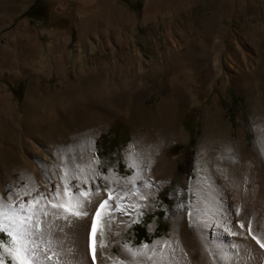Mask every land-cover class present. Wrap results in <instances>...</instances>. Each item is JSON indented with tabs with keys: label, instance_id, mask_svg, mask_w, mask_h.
I'll return each instance as SVG.
<instances>
[{
	"label": "rangeland",
	"instance_id": "1",
	"mask_svg": "<svg viewBox=\"0 0 264 264\" xmlns=\"http://www.w3.org/2000/svg\"><path fill=\"white\" fill-rule=\"evenodd\" d=\"M164 152L171 184L120 240L102 221L111 260L193 228L202 168L218 182L264 166V0H0V194L43 191L25 157L51 186L65 165L71 182L118 174L114 188Z\"/></svg>",
	"mask_w": 264,
	"mask_h": 264
},
{
	"label": "bare ground",
	"instance_id": "2",
	"mask_svg": "<svg viewBox=\"0 0 264 264\" xmlns=\"http://www.w3.org/2000/svg\"><path fill=\"white\" fill-rule=\"evenodd\" d=\"M31 52L32 50H28V54ZM90 141V134H86L77 141L76 145L85 149ZM91 161L94 164L98 162L97 152H91ZM25 163L33 172L42 175L41 184L44 192L39 190V193L51 194L56 185L62 184V172L68 175L63 169L65 165H62L58 170L60 180L51 186L40 165L26 157ZM229 167L236 168L233 162L229 163ZM151 169L152 173L147 180L131 181L128 185L117 182L115 187L111 188V180L119 178L118 174L111 172L110 180H106L99 174L96 180L83 186L85 189L90 187L95 192L97 184H100V196H94L92 204L87 206L89 217L76 220L71 225L59 220L54 222L53 232L62 238L60 243H63L65 247L75 245L74 252L67 258L71 259L79 252L78 264H120V261L124 264H134L133 258L124 246L120 255L113 260L108 259L111 248L104 250L108 251L107 255L98 248L97 259L91 261L90 249L87 253L85 252L86 246H90L91 243V233L87 225L89 218L93 222L96 221L93 212L98 210V204L107 198L106 189L110 190L113 199L109 200V204L116 210L110 211L107 216H102L99 223L102 228V221L106 223L110 219V226L106 224L110 239L120 240L122 232L131 226L138 213L147 206H151V198L157 196L164 186L171 184L176 167L164 152L156 154V160ZM70 183H76V181H70ZM145 183L150 187H145ZM225 190L228 192L227 195L223 194ZM123 192H130V194L123 196L120 200L115 199ZM15 195L16 193L7 195L3 192L0 197L8 198L5 201L8 203ZM31 198L32 196H29L27 200ZM117 205L120 207L117 208ZM192 216L194 225L191 230L185 219L180 224L181 230L177 235L173 233L170 240L156 241L149 246L155 251V255L149 252L151 260L137 257L135 264H264V250L259 248L248 232L250 225L252 234L264 237V166L249 157L240 168H236L232 177H229L226 169L218 182H213L207 168H202L195 187ZM182 218V216L179 217V219ZM241 222L244 223V228L238 233ZM99 240L98 233L97 241ZM221 257L224 258L223 261ZM0 258H3L2 254ZM5 264H10V261L5 260ZM74 264H77L75 260Z\"/></svg>",
	"mask_w": 264,
	"mask_h": 264
},
{
	"label": "snow or ice",
	"instance_id": "3",
	"mask_svg": "<svg viewBox=\"0 0 264 264\" xmlns=\"http://www.w3.org/2000/svg\"><path fill=\"white\" fill-rule=\"evenodd\" d=\"M71 179H75L76 183H70L69 176L62 172V184L56 185L51 194L39 193L38 190L36 195H32L30 191L18 192L8 203H5L8 198L0 197V254L3 255L0 264H5V260H9L10 264H74L75 260L78 264L79 252L71 259L67 258L74 252L75 245L65 247L60 243L62 238L53 232L54 222L59 220L71 225L76 220L89 217L87 206L92 204L94 196H100V186L98 185L93 192L90 187L87 189L83 187L88 184V178L82 174L74 173ZM145 187L150 185L145 183ZM106 191L107 198L103 199L98 204V210L93 212L96 221L93 222L89 218L87 225L91 233V243L90 246H86L85 252L90 249L91 261L97 259L98 248L103 252L108 246L104 241L99 221L102 216L116 210L109 204V200L113 199L112 191L107 189ZM128 194L130 192H123L115 199L120 200ZM22 195L32 198L23 200ZM119 207L117 205V208ZM188 215L191 217L192 212L189 211ZM106 224L110 226L111 220H107ZM239 227L244 228V223L241 222ZM60 231H63L62 227ZM248 232L259 248L264 250V237L252 234L250 225ZM124 249L133 258L134 264L137 257L151 260L149 252L155 255V251L148 245L133 249L125 244ZM221 259L224 260L223 257ZM120 264L124 262L120 261Z\"/></svg>",
	"mask_w": 264,
	"mask_h": 264
},
{
	"label": "trees",
	"instance_id": "4",
	"mask_svg": "<svg viewBox=\"0 0 264 264\" xmlns=\"http://www.w3.org/2000/svg\"><path fill=\"white\" fill-rule=\"evenodd\" d=\"M29 14H27V16H28ZM173 210H171L169 213H171ZM135 228V230L137 231V236H144L145 234H147V230H146V228H145V226L144 225H141V226H136V227H134Z\"/></svg>",
	"mask_w": 264,
	"mask_h": 264
}]
</instances>
